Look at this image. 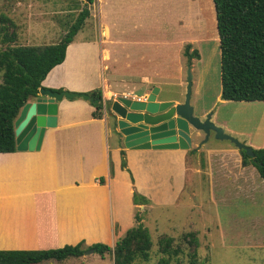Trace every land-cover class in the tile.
Masks as SVG:
<instances>
[{"label": "crops", "instance_id": "crops-1", "mask_svg": "<svg viewBox=\"0 0 264 264\" xmlns=\"http://www.w3.org/2000/svg\"><path fill=\"white\" fill-rule=\"evenodd\" d=\"M14 1L10 25L17 29L15 17L21 13L31 17L35 0ZM141 1L94 0L88 4L89 17L95 13L101 20L94 30L91 27L88 35L75 36L64 62L49 72L43 87L86 93L101 88L109 99L145 97L154 87H160L157 77L168 76L162 72L160 48L157 64L155 52L153 59L144 64V55L138 53L133 58L123 47L126 42L123 35L128 31L140 37L141 22L133 25L121 22L128 24L126 30L124 25L107 20L105 15L119 6L139 14ZM194 1L185 3L192 6ZM197 33V41H180L177 55H181V45L185 42L193 45L205 38L204 32ZM62 38L59 36L52 44ZM158 99L185 100L181 96L163 95L162 88ZM192 105L196 110V105ZM211 109H202L200 117L204 120ZM95 110L83 98H65L59 102L57 126L47 128L39 150L0 153V250H48L80 242L85 247L95 243L114 247L135 225L136 210L141 214L150 205L167 207L181 200L193 169L191 156L196 154L199 164L204 166L196 171L208 169L212 188L251 191L257 186L260 173L255 165L243 164L242 150L238 147L204 149L205 145L199 146L202 133L194 134L190 149H129L116 135L114 119L106 113L103 118H95ZM122 151L134 183L130 172L122 167ZM135 189L151 200V204H134ZM229 197L226 193L218 199L225 203ZM250 197L257 201L255 194ZM212 202L219 203L216 198ZM92 256L84 254L72 259L85 264ZM66 261L52 259L42 264H68Z\"/></svg>", "mask_w": 264, "mask_h": 264}, {"label": "rangeland", "instance_id": "rangeland-1", "mask_svg": "<svg viewBox=\"0 0 264 264\" xmlns=\"http://www.w3.org/2000/svg\"><path fill=\"white\" fill-rule=\"evenodd\" d=\"M186 1L145 0L144 3L142 0L139 14L126 6H119L108 10L105 15L107 20L124 25L126 30L128 24L141 22L140 37H135L131 31L123 35L126 41L123 47L133 58L141 53L144 64H147L155 52L157 64L160 48L162 72L168 75L156 79L163 95L185 98L190 70L193 75L191 104L197 107L195 115L200 117L202 109L212 107L207 115H211V120L227 134L253 148L264 147V100L247 102L223 100L221 97V50L214 1L195 0L192 6L188 4L190 1ZM86 4L85 0H35L31 17L25 13L17 15L15 22L19 27L14 29L10 19L14 14L15 1L0 0V49L17 44L48 45L56 42L59 36L62 38L63 33H67ZM92 9L95 10V7ZM99 19L93 13L78 37L88 35L91 27L94 30ZM182 20L184 23L181 24ZM200 31L205 33V38L189 48V51L197 50L200 56L189 59L185 55L188 41L181 45V55H177L180 41H197L195 36ZM15 36L17 40H14ZM2 81L3 73L0 72V83ZM140 86L142 92L144 85ZM103 98L110 100L107 94ZM202 139L203 136H200V141ZM204 145V149L237 147L231 140L218 139L214 131ZM191 157L193 169L189 172L187 188L181 200L167 207L150 205L144 213L141 211L142 222L150 230L153 245L150 259H138L135 264H159L163 257L159 240L163 235L174 238V246L184 249V254L171 264H190L185 235L193 232L199 239L198 264H264V179L259 175L257 186L251 191L212 188L208 169L197 172L196 169L204 166L199 164L197 154ZM226 193L230 194L228 202L219 201V196ZM251 194L256 195L257 201L250 199ZM213 197L219 203H213ZM87 255L93 256L85 264H114L112 254L102 256L94 252ZM66 260L68 264H83L72 257Z\"/></svg>", "mask_w": 264, "mask_h": 264}, {"label": "trees", "instance_id": "trees-1", "mask_svg": "<svg viewBox=\"0 0 264 264\" xmlns=\"http://www.w3.org/2000/svg\"><path fill=\"white\" fill-rule=\"evenodd\" d=\"M69 30L60 42L49 45H11L0 49V153L17 150L15 120L22 107L30 99L36 98L43 87V80L57 65L64 62L69 44L83 28L91 12L85 0ZM216 8L217 28L221 50V80L223 100L263 101L264 100V0H213ZM185 55L192 59L200 56L197 50ZM62 91V89H52ZM96 98H103L101 88L89 92ZM93 116L103 118L104 105L98 104ZM256 161L242 150L243 164L255 165L264 179V147L254 148ZM122 167L128 169L126 154L122 151ZM136 205L148 204L149 199L134 190ZM137 224L127 230L114 247L105 243H95L85 247L84 242L48 250H0V264H38L47 260L63 261L71 257H81L86 250L105 256L113 255L114 264H135L138 259L149 260L152 249L150 230L142 222L140 212L135 214ZM189 244L190 264H198L199 239L193 233L185 235ZM159 250L163 254L159 264H171L184 254V249L174 246V238L163 235L159 240Z\"/></svg>", "mask_w": 264, "mask_h": 264}, {"label": "water", "instance_id": "water-1", "mask_svg": "<svg viewBox=\"0 0 264 264\" xmlns=\"http://www.w3.org/2000/svg\"><path fill=\"white\" fill-rule=\"evenodd\" d=\"M187 83L183 102L159 100L161 88L158 86L142 98L119 96L112 101L86 92L54 91L42 87L36 98L26 102L15 120L17 149L39 150L47 128L57 126L59 102L79 97L95 105L106 102V116L114 119V131L129 149H190L194 134L205 135L199 143L202 146L214 131L218 139L231 140L256 161L254 148L227 134L211 120V115L204 120L195 115L191 104L193 75L190 70ZM94 252L90 249L85 254Z\"/></svg>", "mask_w": 264, "mask_h": 264}, {"label": "built area", "instance_id": "built-area-1", "mask_svg": "<svg viewBox=\"0 0 264 264\" xmlns=\"http://www.w3.org/2000/svg\"><path fill=\"white\" fill-rule=\"evenodd\" d=\"M139 98H142V97H139ZM104 111H105V113H106V102H105V104H104Z\"/></svg>", "mask_w": 264, "mask_h": 264}, {"label": "flooded vegetation", "instance_id": "flooded-vegetation-1", "mask_svg": "<svg viewBox=\"0 0 264 264\" xmlns=\"http://www.w3.org/2000/svg\"><path fill=\"white\" fill-rule=\"evenodd\" d=\"M204 138H205V135L203 134V139H204ZM203 139H202V140H203ZM202 140H201V141H202Z\"/></svg>", "mask_w": 264, "mask_h": 264}]
</instances>
